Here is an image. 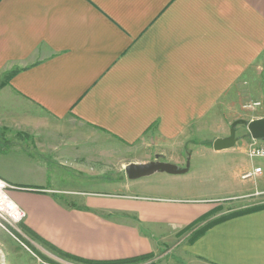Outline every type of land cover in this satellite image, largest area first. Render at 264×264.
<instances>
[{
    "label": "crops",
    "instance_id": "obj_1",
    "mask_svg": "<svg viewBox=\"0 0 264 264\" xmlns=\"http://www.w3.org/2000/svg\"><path fill=\"white\" fill-rule=\"evenodd\" d=\"M262 72L264 0H0V179L16 187L25 229L88 264L178 244L162 264H264V209L181 199L166 188L176 175L51 188L106 187L86 178L91 163L140 145L180 166L176 154ZM249 173L264 180L263 165Z\"/></svg>",
    "mask_w": 264,
    "mask_h": 264
},
{
    "label": "rangeland",
    "instance_id": "obj_2",
    "mask_svg": "<svg viewBox=\"0 0 264 264\" xmlns=\"http://www.w3.org/2000/svg\"><path fill=\"white\" fill-rule=\"evenodd\" d=\"M255 72V69H254ZM254 73L252 80H247V89L241 95L227 97L226 104L229 109L221 112V119L215 125L196 139V143L187 144L186 150L176 154L182 155V160H178L180 168L188 171L175 177L173 186L166 187L181 199L196 200L202 203H213L221 209H251L264 207V193L257 196L243 197L247 189H264V180L248 179L242 180V174L253 170L257 165L264 166V160H251L248 151L252 138L247 127L240 125L237 127V143L230 150L215 151L213 144L217 139L230 136L231 126L237 120H246L248 122L264 118V108H257L253 105L257 102L264 103V72ZM249 87V88H248ZM251 106L250 109L246 108ZM264 143V141H261ZM116 146V145H110ZM127 150L125 154H109L108 160L93 161L88 167L86 175L95 185L100 181H107L106 187H99L100 184L93 187H51L60 191L74 190H92V191H112L116 187H111L113 180L128 178L124 167L135 159H146L149 162L156 161L154 155L156 149L147 145H140ZM227 153V154H225ZM179 158V157H178ZM159 160H162L159 158ZM177 160H172L176 162ZM177 161V162H178ZM108 164L107 171L105 166ZM100 166L108 176H100ZM101 169V170H102ZM74 172V170H71ZM103 172V171H102ZM165 177H171L164 174ZM68 177L73 180L75 176L69 174ZM72 186V185H71ZM16 187L13 188L15 190ZM11 190V192L13 191ZM12 196V195H11ZM25 222V221H24ZM24 222L12 224L0 214V264H60L63 259L56 255L49 248L44 246L38 240L34 239L25 229ZM191 228L184 233L181 238L184 239V245H190L200 236L202 229L193 231ZM191 231V232H190ZM181 240V239H180ZM180 240L178 242L180 243ZM182 246H166L162 252L153 256L151 264H162L170 261L172 258H179ZM168 254H164L167 253ZM150 261V260H149ZM147 261L129 263L145 264Z\"/></svg>",
    "mask_w": 264,
    "mask_h": 264
},
{
    "label": "water",
    "instance_id": "obj_3",
    "mask_svg": "<svg viewBox=\"0 0 264 264\" xmlns=\"http://www.w3.org/2000/svg\"><path fill=\"white\" fill-rule=\"evenodd\" d=\"M243 125L247 127L249 134L253 140L264 141V118L248 122L246 120H237L231 126L230 136L227 138L217 139L214 144L215 151H224L232 149L237 143V127ZM188 171V166L181 169L178 165L159 161L147 164H129L125 167V173L129 180L134 181L144 177L151 176L155 173H165L169 175H181Z\"/></svg>",
    "mask_w": 264,
    "mask_h": 264
},
{
    "label": "built area",
    "instance_id": "obj_4",
    "mask_svg": "<svg viewBox=\"0 0 264 264\" xmlns=\"http://www.w3.org/2000/svg\"><path fill=\"white\" fill-rule=\"evenodd\" d=\"M257 108H264L263 102H257L253 105ZM248 109L251 106L246 107ZM248 155L251 160L264 159V143L260 140H253L249 144ZM262 172L261 168L255 170V174ZM253 176V173H249L243 177V179H249ZM14 187L9 185L7 182L0 179V214L12 224H20L26 220V212L14 201L11 196V190ZM60 264H73L68 262H61Z\"/></svg>",
    "mask_w": 264,
    "mask_h": 264
},
{
    "label": "trees",
    "instance_id": "obj_5",
    "mask_svg": "<svg viewBox=\"0 0 264 264\" xmlns=\"http://www.w3.org/2000/svg\"><path fill=\"white\" fill-rule=\"evenodd\" d=\"M261 209H264V207L262 208H251V209H246V210H243V211H240L239 214H248V213H252V212H256L258 210H261ZM213 224H211L210 226H212ZM208 228V227H206ZM27 231V230H26ZM205 231V229H204ZM34 239L38 240L40 243H43L42 241H40L34 234H32L31 232L27 231ZM203 232V231H202ZM202 234V233H201ZM44 245H47L46 243H43ZM48 247V246H46ZM49 248V247H48ZM50 250L53 251L54 253H57L58 255H60L61 257H63L64 259H67V260H70V261H75V262H80V263H84V264H88L87 262H83V261H80L79 259L75 258V257H72V256H69V255H66V254H63L61 252H58L56 251L55 249L51 248L50 247ZM153 258V255H148V256H144V257H139V258H135V259H130V260H126V261H121V262H118V264H129V263H135V262H141V261H149ZM116 264V263H114Z\"/></svg>",
    "mask_w": 264,
    "mask_h": 264
},
{
    "label": "flooded vegetation",
    "instance_id": "obj_6",
    "mask_svg": "<svg viewBox=\"0 0 264 264\" xmlns=\"http://www.w3.org/2000/svg\"><path fill=\"white\" fill-rule=\"evenodd\" d=\"M159 161H162V160H159Z\"/></svg>",
    "mask_w": 264,
    "mask_h": 264
}]
</instances>
